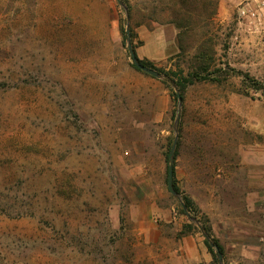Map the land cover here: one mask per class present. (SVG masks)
I'll return each mask as SVG.
<instances>
[{"label":"rangeland","instance_id":"1","mask_svg":"<svg viewBox=\"0 0 264 264\" xmlns=\"http://www.w3.org/2000/svg\"><path fill=\"white\" fill-rule=\"evenodd\" d=\"M256 191L264 0H0V264H172L187 226L223 249L198 264H264ZM206 206L258 229L246 250Z\"/></svg>","mask_w":264,"mask_h":264},{"label":"crops","instance_id":"2","mask_svg":"<svg viewBox=\"0 0 264 264\" xmlns=\"http://www.w3.org/2000/svg\"><path fill=\"white\" fill-rule=\"evenodd\" d=\"M161 30H163L164 32L161 33ZM161 30L157 29L155 30V32L150 34L149 36L150 40L151 41L154 40L155 42L157 41L158 44L164 43L163 41L166 39H162V38H163V33L166 34V28H163ZM167 31H170L172 35L175 34L176 32L173 26L171 28H168ZM164 36L166 38V35ZM249 199H251L252 201L251 205H253V206H249L251 211L256 209L259 212L262 213L264 212V209L262 207L258 209L254 207V205L259 203L258 201L260 200H261L260 202L263 203L264 201L263 191L261 192L256 191L250 193ZM216 207L218 206H210V207L206 206L205 208V211H207L210 217V223L212 225L213 233L218 237L219 233H221V228H223L226 231L232 230V232L229 231L231 232L230 236H235L237 238L236 241L231 244L230 248L245 249L246 246H248V243L246 241H240L238 239L246 238V237L247 238L254 237L255 235H257L254 232L258 231V229L255 228L251 222H247L242 218L241 219H239L238 217L230 218L229 217L230 213L229 211H226L225 208L219 206L220 209L216 210ZM239 225H241V232H236L235 230H238L237 227ZM164 241L171 243V247L168 248V253L171 255L172 258H174L172 264H198L201 262H209L210 260V255L207 250V247L204 244V241L198 238V235L196 234H188L179 239H177V237H173V238L165 239ZM151 247L153 248L154 244H152ZM156 248L158 250L160 249L158 245H156Z\"/></svg>","mask_w":264,"mask_h":264},{"label":"water","instance_id":"3","mask_svg":"<svg viewBox=\"0 0 264 264\" xmlns=\"http://www.w3.org/2000/svg\"><path fill=\"white\" fill-rule=\"evenodd\" d=\"M117 1H118V3L121 4V0H117ZM127 36H128V51L130 53L131 60H132L133 64L135 65V67L138 68L139 70L153 76V77H160V74L157 71L140 64L138 57L135 53V50L133 49V46L131 44L129 30H127ZM178 100L181 103L182 98L179 94H178ZM176 146H177V137L175 138L173 145L171 147L170 153H169V165H168V177H167L168 189H169L170 193H172L173 195H177V192L174 189V171H175L174 159H175ZM183 208L186 210V207L184 204H183ZM215 249L218 253L219 261L221 262L222 254L219 252V249L217 246H215Z\"/></svg>","mask_w":264,"mask_h":264},{"label":"trees","instance_id":"4","mask_svg":"<svg viewBox=\"0 0 264 264\" xmlns=\"http://www.w3.org/2000/svg\"><path fill=\"white\" fill-rule=\"evenodd\" d=\"M181 2L183 3V4H185L186 3V0H181ZM178 14V13H177ZM176 23V22H175ZM177 27H182L181 26V23H180V21H178V23H177ZM138 60H139V62H140V64H142V65H144V66H146V67H149V68H151L152 66H153V64L151 63V62H149V61H147V60H140L139 58H138ZM135 67V66H134ZM193 75V74H192ZM191 75V76H192ZM197 76V75H196ZM200 76H197V79H200L199 78ZM247 78V80L249 79L248 78V76H246ZM186 80H187V82L188 83H192L193 82V80L192 79H190V78H186ZM245 84H247V81H245ZM181 88H180V90H183V89H185V87H186V85H181L180 86ZM259 91H261V88H257ZM263 89V88H262ZM182 95V94H181ZM181 97H183V95L181 96ZM175 154H177V151H176V153ZM174 188H175V190L178 192V193H180V190H179V188L177 187V185H176V180H175V178H174ZM183 201L185 202V204H186V206H187V209H188V211H189V213L190 214H192V212L194 211V203H193V201H192V199L191 198H189V197H187V196H185V197H183ZM189 227V228H188ZM185 228H186V226H185ZM191 226H187V229L186 230H183L182 232H181V234L182 235H188V234H191ZM204 233L206 234V235H208V236H210L209 235V232H210V228H204ZM204 244H205V246L207 247V249H208V252L214 257V259H218L219 260V257H218V253L217 252H215V250H214V245L215 246H217L218 247V249H219V252L221 253V254H223V249H222V247L220 246V244L218 243V241L216 240V239H211V241L210 240H208L207 238H205L204 239Z\"/></svg>","mask_w":264,"mask_h":264},{"label":"built area","instance_id":"5","mask_svg":"<svg viewBox=\"0 0 264 264\" xmlns=\"http://www.w3.org/2000/svg\"><path fill=\"white\" fill-rule=\"evenodd\" d=\"M242 14H243V15H247L248 17H250V16H251V17H256V15H257L256 12H253V11H250V10H248V11L243 10V11H242Z\"/></svg>","mask_w":264,"mask_h":264}]
</instances>
